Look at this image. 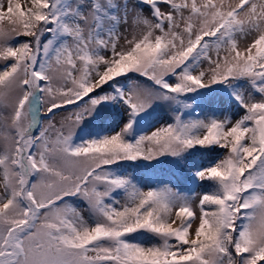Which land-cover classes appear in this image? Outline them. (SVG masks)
<instances>
[{
  "label": "snow or ice",
  "instance_id": "snow-or-ice-1",
  "mask_svg": "<svg viewBox=\"0 0 264 264\" xmlns=\"http://www.w3.org/2000/svg\"><path fill=\"white\" fill-rule=\"evenodd\" d=\"M0 264H264V0H0Z\"/></svg>",
  "mask_w": 264,
  "mask_h": 264
},
{
  "label": "trees",
  "instance_id": "trees-1",
  "mask_svg": "<svg viewBox=\"0 0 264 264\" xmlns=\"http://www.w3.org/2000/svg\"><path fill=\"white\" fill-rule=\"evenodd\" d=\"M215 154H212V156H209L204 159V162L208 161L207 163L211 162V160L214 158Z\"/></svg>",
  "mask_w": 264,
  "mask_h": 264
},
{
  "label": "rangeland",
  "instance_id": "rangeland-1",
  "mask_svg": "<svg viewBox=\"0 0 264 264\" xmlns=\"http://www.w3.org/2000/svg\"><path fill=\"white\" fill-rule=\"evenodd\" d=\"M23 2H24V0H21V3L23 4ZM243 43L244 42H241V47H243ZM160 115H163V112H161V113H159ZM157 126H159V125H157Z\"/></svg>",
  "mask_w": 264,
  "mask_h": 264
}]
</instances>
